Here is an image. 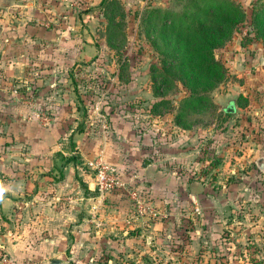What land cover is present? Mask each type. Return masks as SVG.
Segmentation results:
<instances>
[{"label":"rangeland","instance_id":"374dc122","mask_svg":"<svg viewBox=\"0 0 264 264\" xmlns=\"http://www.w3.org/2000/svg\"><path fill=\"white\" fill-rule=\"evenodd\" d=\"M172 2H98L88 8L92 16L86 25L91 28L86 29L96 35L94 45L100 53L104 50L101 57L77 62L62 72L44 73L32 59L24 66L23 79L30 81L31 88L15 86V90L28 98L31 111L24 115L26 122L47 128L56 122L51 109L56 100L52 99H73L81 117L78 127L93 128L92 136L111 144V161L105 160L118 168L124 186L101 201L88 163L105 157L104 152L86 161L94 180L95 212L82 233L83 241L73 247L70 228L64 232L63 245L42 248L37 239L44 237L43 232H34L27 223L22 234L39 242L38 247L25 246L23 258L0 248V264L5 259L12 264H52V259L61 264H264V170L258 165L264 160V86L247 95L233 90L248 79L264 81V39L243 44L254 37L249 33L253 28L247 23L238 29L216 51L227 74L211 91V105L186 110L189 91L180 82L164 88L163 97L155 95L154 68L162 67V54L152 41L157 40L161 25L156 24V33L148 32L146 23L141 25L145 11L165 9ZM246 5L251 17L264 0H248ZM229 103L235 112L226 111ZM179 114L183 115L181 125L177 124ZM30 137L23 142L16 135L7 142L0 134V186L7 178L3 167L11 160L17 163L16 174L43 177L45 172L34 169L38 164L33 163L41 160L40 150ZM66 157L81 156L74 150ZM25 161L29 162L23 168ZM147 161H151L149 167ZM170 177L188 182L166 184ZM201 182L211 190L206 202L198 197ZM190 186L193 192H186ZM133 190L141 193L151 212L139 214L130 195ZM218 191L223 193L215 199ZM116 193L123 195L126 210L114 209L113 214H122L124 220L109 229L103 219L108 220L113 206L109 202ZM3 218L0 214V237L7 233ZM52 236L58 234L48 235ZM38 253L47 259L37 261Z\"/></svg>","mask_w":264,"mask_h":264},{"label":"crops","instance_id":"0c3cea01","mask_svg":"<svg viewBox=\"0 0 264 264\" xmlns=\"http://www.w3.org/2000/svg\"><path fill=\"white\" fill-rule=\"evenodd\" d=\"M102 1L0 0V134L7 137V142H13V136L16 135H20L23 142L31 136L35 141L34 145L40 150L41 159L33 163L38 164L34 169L45 172L42 178L16 174L14 170L17 163L12 160L7 161L3 167L7 178L5 184L0 186V214L4 217L7 233L0 237V248L5 252L15 253L19 258L25 256L21 251L25 246L32 247L36 244L38 247L39 244L36 240L25 239L22 234L25 233L27 223L32 225L34 232H43L44 237L37 239L40 240L39 247L54 248L63 245L66 239L64 232L70 228L75 236L74 242L70 244L76 247L83 241L85 234L82 233L90 216L95 212L94 180L86 167V161L102 151L106 160L111 161V144L102 143L101 140L99 142L92 136L93 128L78 127L81 117L73 99H52L56 100L51 103L56 122L51 126L46 128L36 123H27L24 115L31 111L28 98L23 96L24 93L19 89L15 90V86L20 88L30 84L28 79H23L26 70L24 66H28L30 59L35 60L34 66L37 65L40 71L47 73L66 71L77 62L101 57L104 50L100 53L94 45L96 35L86 29L87 26L91 28V25L86 23L90 22L92 16L88 8ZM247 1L240 0V3L246 8ZM15 77L18 81H15ZM262 86L263 80L252 78L241 86L237 85L233 90L236 88L238 94L247 95ZM27 88H31L30 85ZM34 128L37 131H34ZM10 150L8 147L7 154ZM74 150H78L81 157L67 158L66 153ZM28 162L25 161L21 166L26 168ZM146 163L149 167L151 161ZM29 169L32 171V167ZM162 179L160 178V181ZM165 182L180 186L182 182L188 181L186 178L178 181L170 177L166 178ZM193 189L194 187L190 186L186 192H193ZM198 190V197L206 202L211 196L208 184L199 183ZM117 193L109 202L113 206H110L108 220L103 219L109 229L117 228V220L123 218L122 214L114 215V209L120 208L124 212L126 210L123 195ZM222 193L223 191H218L215 199L220 198ZM15 221L18 222L17 225H14ZM111 224H114L115 228H112ZM53 232L57 233L58 237H48ZM35 258L37 261H45L47 256L38 253ZM53 261L52 259V263Z\"/></svg>","mask_w":264,"mask_h":264},{"label":"trees","instance_id":"16d2710c","mask_svg":"<svg viewBox=\"0 0 264 264\" xmlns=\"http://www.w3.org/2000/svg\"><path fill=\"white\" fill-rule=\"evenodd\" d=\"M170 6L155 7L141 16V25L156 33L152 41L162 54V67L154 68V92L163 97L164 88L180 82L188 91L185 109L211 105L210 93L225 79L227 70L216 51L235 36L238 29L250 23L253 28L245 43L264 39V5L253 9L249 17L245 7L234 0H172ZM255 7V6H254ZM252 7V8H254ZM152 28V29H151ZM245 40V39H244ZM159 103L155 110L159 108ZM182 114L177 124L181 125Z\"/></svg>","mask_w":264,"mask_h":264},{"label":"built area","instance_id":"2783aa9c","mask_svg":"<svg viewBox=\"0 0 264 264\" xmlns=\"http://www.w3.org/2000/svg\"><path fill=\"white\" fill-rule=\"evenodd\" d=\"M88 166L95 175L96 188L99 192V199L101 201L110 193L124 186L118 168L109 164L103 155L89 162ZM130 195L135 201L140 215L152 211V209L145 204V198L137 190H133ZM3 264H12V262L5 259Z\"/></svg>","mask_w":264,"mask_h":264},{"label":"water","instance_id":"95a60500","mask_svg":"<svg viewBox=\"0 0 264 264\" xmlns=\"http://www.w3.org/2000/svg\"><path fill=\"white\" fill-rule=\"evenodd\" d=\"M227 112H235V108L231 105H229L226 109ZM258 165L260 167V169L264 170V160H260L258 161ZM52 264H61V262L59 260H54Z\"/></svg>","mask_w":264,"mask_h":264}]
</instances>
